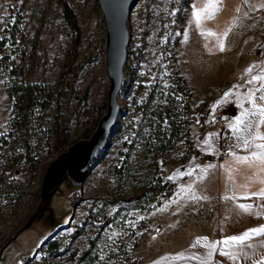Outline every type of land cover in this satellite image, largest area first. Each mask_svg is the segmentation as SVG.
<instances>
[{
    "label": "rangeland",
    "instance_id": "1",
    "mask_svg": "<svg viewBox=\"0 0 264 264\" xmlns=\"http://www.w3.org/2000/svg\"><path fill=\"white\" fill-rule=\"evenodd\" d=\"M65 1L76 16L78 37L57 0H0V38L9 37L0 56L20 70L0 68V264H153L174 252L168 239L184 228L187 214L179 203L186 185L193 186L196 165L221 160L217 152L215 159L205 156L204 148L213 138L218 147L221 123L234 113L232 83L246 88L251 80L243 74L233 79L234 71L264 65V0H211L207 8L210 0H136L112 135L84 181L65 177L42 201L47 165L92 134L105 113L109 85L97 0ZM194 12L201 13L199 24ZM173 53L190 91L187 109L177 93L182 101L174 113L188 125L175 147L159 155L146 149L148 122L139 108L153 87L147 111L156 114L167 87H176ZM22 80L61 88L63 100L22 118L9 97L12 84ZM156 176L171 194L164 197V188L159 203L134 205L129 198ZM104 219L110 222L101 229ZM50 241L57 245L51 252ZM86 249L87 263L72 258Z\"/></svg>",
    "mask_w": 264,
    "mask_h": 264
},
{
    "label": "crops",
    "instance_id": "2",
    "mask_svg": "<svg viewBox=\"0 0 264 264\" xmlns=\"http://www.w3.org/2000/svg\"><path fill=\"white\" fill-rule=\"evenodd\" d=\"M249 68L252 69L251 73L247 71ZM236 70L233 79L240 74L250 79L264 74V65ZM246 83V88H242L238 82L232 83L229 94L234 100L235 110L233 115L221 123L224 126L219 129V133L222 128L231 132L236 152L224 159H215L217 141H213V138L211 142H207L204 154L215 160L201 161L196 165L193 186L190 183L186 185V194L179 203L187 214L186 222H181L184 228L180 227L181 230L176 233L178 236L168 239V249L172 248L174 252L164 254L161 259L154 258L153 264H264V235L254 236L238 245L221 243L252 229L264 228V198L258 195L264 190V164L237 159L250 158L258 151L255 148L245 149L243 140L238 138L246 135L243 129L249 122L255 124L257 117H244L245 124L240 126L241 131L233 130L236 118L242 112L250 111L256 106L264 107V100L259 99L264 95V89H261L259 83ZM255 88L260 90L255 92L253 104H249L247 96ZM241 90L247 92L242 93ZM259 131L264 135V125L260 126ZM241 206L248 210L245 211ZM212 244L216 245V249L210 248ZM221 249L234 254L235 259L221 255Z\"/></svg>",
    "mask_w": 264,
    "mask_h": 264
},
{
    "label": "trees",
    "instance_id": "3",
    "mask_svg": "<svg viewBox=\"0 0 264 264\" xmlns=\"http://www.w3.org/2000/svg\"><path fill=\"white\" fill-rule=\"evenodd\" d=\"M58 7L61 11L62 17L69 28L75 33L76 37L80 34L79 25L77 23L76 16L65 0H57ZM13 37V34H12ZM9 37L0 38V52L2 47L7 44ZM173 63V83H176V87L170 85L167 87V93L164 98V104L158 106L156 114L154 111H147L151 106L154 96L153 87L149 90L144 104L141 105L140 112L143 115V120L147 121L148 134L145 136L146 149H153L154 153L162 154L173 149L181 137L182 132H187V120L185 117H176L174 113V107L177 101H182L177 93L184 97L183 107L188 108V98L190 95L189 87L185 79L179 74L178 66L176 63L175 53L172 55ZM7 55L0 56V68L9 69L10 73L18 74L20 70H17L13 66H10ZM76 72H73L75 76ZM63 90L56 89L51 90L46 84H39L31 82L29 80H22L19 83H13L9 90V97L12 98L13 108L17 110V113L22 118L31 116L34 110L39 109L42 111L48 110L52 103L61 102L63 100ZM167 104H170L172 108H169ZM147 116V117H146ZM24 126H27L26 121H22ZM155 165V161L153 160ZM167 187V188H166ZM164 188L166 191L164 192ZM164 192V197H168L171 194L170 185L167 182H162L159 176L155 177V183L149 187L142 189L140 192L133 194L129 200L134 202V205L143 207L145 204L155 202L159 203L156 198L157 195H161ZM110 222L109 219H104L101 222V229L104 228ZM51 242V241H50ZM48 250L54 251L57 249L55 242L49 243ZM72 258L86 261L89 258V249H86L80 253L72 252Z\"/></svg>",
    "mask_w": 264,
    "mask_h": 264
},
{
    "label": "water",
    "instance_id": "4",
    "mask_svg": "<svg viewBox=\"0 0 264 264\" xmlns=\"http://www.w3.org/2000/svg\"><path fill=\"white\" fill-rule=\"evenodd\" d=\"M97 3L105 29V67L109 80L105 113L89 137L73 142L47 165L40 185L42 201L50 189L65 177L74 182L84 181L105 149L120 111L118 94L129 40L128 17L136 0H97Z\"/></svg>",
    "mask_w": 264,
    "mask_h": 264
},
{
    "label": "snow or ice",
    "instance_id": "5",
    "mask_svg": "<svg viewBox=\"0 0 264 264\" xmlns=\"http://www.w3.org/2000/svg\"><path fill=\"white\" fill-rule=\"evenodd\" d=\"M219 0H215V3H218ZM213 3L210 0L209 5L206 6L207 7H212ZM206 11V9H205ZM193 16L196 18V22L199 24L200 22V16L201 13H193ZM211 34V33H209ZM220 48L221 50H223V44H220ZM248 73L252 72V69L249 68ZM250 83H259L261 89H264V74L261 75H256V76H252L251 80L249 81ZM260 89H258L259 91ZM248 99V103L249 104H253L254 102V95H249L247 97ZM259 99L264 100V95H261L259 97ZM257 117V121L255 122V124H251L250 122L247 124V126L243 129V131L246 133V135L244 137H238L241 138L243 140V147L245 149H250V148H255L258 151L254 152L252 157H237L238 160H241L243 162H248L249 160H253L256 162H259L260 164H264V143H257V141H264V135L261 134V132L259 131L260 126L264 125V107L262 106H256L253 107L250 111H245L242 112L240 114V116H238L236 118V125L235 128L233 129L234 131H241V125L245 124L244 121V117ZM258 195L261 198H264V190H261L260 193H258ZM242 209H244L245 211H247V208H244V206H241ZM258 235H264V228H260V229H252L248 232H245L244 234L240 235V236H232L229 239H226L224 241H222L221 243L223 245H238V244H243L245 243L247 240L253 238L254 236H258ZM199 243V242H197ZM210 248L212 249H216V245L212 244L210 245ZM220 254L221 255H225V256H229L231 259H235V255L234 254H229L228 252L224 251L223 249L220 250ZM209 255H211V252H209Z\"/></svg>",
    "mask_w": 264,
    "mask_h": 264
},
{
    "label": "built area",
    "instance_id": "6",
    "mask_svg": "<svg viewBox=\"0 0 264 264\" xmlns=\"http://www.w3.org/2000/svg\"><path fill=\"white\" fill-rule=\"evenodd\" d=\"M216 120L219 119V117L216 115L214 117ZM237 148L234 144L233 136L231 132L226 129L222 128L219 133V141H218V147H217V155L220 159H224L231 153L236 152Z\"/></svg>",
    "mask_w": 264,
    "mask_h": 264
}]
</instances>
